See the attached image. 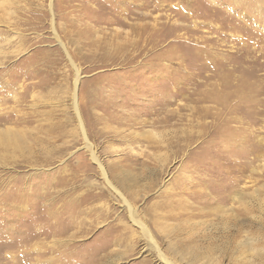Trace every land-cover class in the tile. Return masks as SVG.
<instances>
[{
    "label": "rangeland",
    "instance_id": "obj_1",
    "mask_svg": "<svg viewBox=\"0 0 264 264\" xmlns=\"http://www.w3.org/2000/svg\"><path fill=\"white\" fill-rule=\"evenodd\" d=\"M161 254L264 264V0H0V264Z\"/></svg>",
    "mask_w": 264,
    "mask_h": 264
},
{
    "label": "bare ground",
    "instance_id": "obj_2",
    "mask_svg": "<svg viewBox=\"0 0 264 264\" xmlns=\"http://www.w3.org/2000/svg\"><path fill=\"white\" fill-rule=\"evenodd\" d=\"M74 102H75V104H74V108H75V111H76V116H77V118H78V120H79V122H80L81 132L83 133V137H84L85 141L87 142L86 132H85L84 124H83V120H82V118H81L80 111H79V108H78L77 100H74ZM5 134L8 135V133H6V132H5ZM85 148L88 149V150L91 149L89 144H87V145L85 146ZM92 156H93V159H94L95 161H97V158H96L95 152H92ZM98 163H99V162H98ZM100 168H101V170H102V172H103L104 177L107 179V173H106V171L104 170V167H103V166H100ZM237 199H238V196H236L235 200H237ZM130 222H131V225H132V226H139V227L142 229V233H143L144 235H148V234H149V231L147 230V228L145 227V225H144L142 222H140L139 220L136 219V216H135V209H134V208H131V209H130ZM156 251H157V253L160 254V251H159V250H156ZM161 257H162L164 260H166V261L168 262V264H172L170 261H168V259H167L164 255L161 254Z\"/></svg>",
    "mask_w": 264,
    "mask_h": 264
}]
</instances>
